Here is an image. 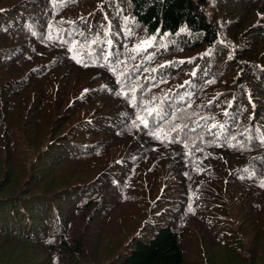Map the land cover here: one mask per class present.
<instances>
[{"label": "trees", "instance_id": "1", "mask_svg": "<svg viewBox=\"0 0 264 264\" xmlns=\"http://www.w3.org/2000/svg\"><path fill=\"white\" fill-rule=\"evenodd\" d=\"M54 1L0 0V264H264V0Z\"/></svg>", "mask_w": 264, "mask_h": 264}, {"label": "rangeland", "instance_id": "2", "mask_svg": "<svg viewBox=\"0 0 264 264\" xmlns=\"http://www.w3.org/2000/svg\"><path fill=\"white\" fill-rule=\"evenodd\" d=\"M55 3H61V0H55L54 1ZM98 4H100V3H98ZM95 10H96V6H95V8L94 9H89V11L88 12H86L84 15H81V14H78V16H76V19L75 20H78V19H80L81 20V17H85V18H87L90 14H92V13H94L95 12ZM85 11H87V9L85 10ZM78 13H79V11H77ZM68 21H70V20H65L64 21V23L63 24H65V23H67ZM81 24L83 25V26H85L86 25V23L85 22H81ZM73 30H74V28H73ZM71 42L74 44V46L78 49V51H79V48H81L82 50H89L90 49V47H91V45H88V44H86V42L85 41H83L82 39H79V38H72L71 39ZM83 75H89V74H87L86 72H81ZM184 74H182V76H183ZM185 77H186V79L188 78V76H183V78H180V81H172L171 83H169V86L170 87H173L174 85H178L179 87H181L182 86V84H181V82L185 79ZM135 82H137V83H140V85H139V87H138V89H142L145 85H146V80H145V77L144 76H142V74L140 75V76H137V78L135 79ZM186 82V81H185ZM186 89V88H185ZM156 98H154V100H155ZM120 222V221H119ZM119 222H117L116 224H118ZM115 224V225H116Z\"/></svg>", "mask_w": 264, "mask_h": 264}, {"label": "snow or ice", "instance_id": "3", "mask_svg": "<svg viewBox=\"0 0 264 264\" xmlns=\"http://www.w3.org/2000/svg\"><path fill=\"white\" fill-rule=\"evenodd\" d=\"M144 44L148 43L147 41L145 42H142ZM71 50V49H70ZM75 58V57H74ZM79 62V61H78ZM148 115H152V112H148ZM137 119L141 121L142 124H144L145 127L148 126V123H147V120H145L144 118L140 117V116H137ZM262 187H264V183H262L261 185Z\"/></svg>", "mask_w": 264, "mask_h": 264}]
</instances>
